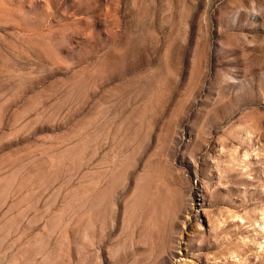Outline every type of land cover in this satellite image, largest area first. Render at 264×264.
Returning <instances> with one entry per match:
<instances>
[{"label":"rangeland","instance_id":"374dc122","mask_svg":"<svg viewBox=\"0 0 264 264\" xmlns=\"http://www.w3.org/2000/svg\"><path fill=\"white\" fill-rule=\"evenodd\" d=\"M0 264H264V0H0Z\"/></svg>","mask_w":264,"mask_h":264}]
</instances>
